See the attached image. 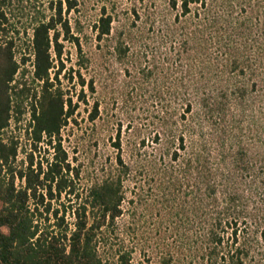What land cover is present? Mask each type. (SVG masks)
<instances>
[{"label":"trees","instance_id":"trees-1","mask_svg":"<svg viewBox=\"0 0 264 264\" xmlns=\"http://www.w3.org/2000/svg\"><path fill=\"white\" fill-rule=\"evenodd\" d=\"M77 5L51 0L42 17L0 0V264H264V134L242 135L247 113L264 116V0H167L171 22L152 9L138 23L133 9L121 30L102 7L98 48L130 64L132 107L144 99L149 120L144 133L128 121L126 153L118 126L113 164L84 191L61 137L78 107L61 84L62 40L79 68L89 60L67 16ZM79 68L62 76L87 103L94 80ZM26 113L18 158L10 125ZM98 114L96 101L89 120ZM151 221L156 242L141 231Z\"/></svg>","mask_w":264,"mask_h":264},{"label":"rangeland","instance_id":"rangeland-1","mask_svg":"<svg viewBox=\"0 0 264 264\" xmlns=\"http://www.w3.org/2000/svg\"><path fill=\"white\" fill-rule=\"evenodd\" d=\"M50 1L24 0V5L25 7L29 4L32 6L34 3L39 11L38 15L48 17L51 12L48 9ZM103 6L106 12L113 16V27L119 30L127 29L131 22L135 20L133 9H136L140 15L139 20H137L138 23L146 21L152 9H156V16L159 15L160 22L163 20L168 23L171 22L175 12V10L168 8L167 0H78L77 10H73L67 15L73 32L76 31V21L79 22L81 27L79 40L82 54L89 60L87 65L79 68L78 61L80 58L77 47L62 40V56L66 66L64 72L68 73L71 67L73 69L79 68L87 80L91 78L94 80L96 89L94 93H90L86 88L84 93L87 103L79 101L78 94L81 86L78 84L77 78L74 77L72 81H67L62 76L64 72L60 75L63 88L69 91L73 102L78 103L73 117L75 120L71 119L62 128L61 137L62 145L68 151L72 165L79 168L77 186L80 191H84L91 181L99 177L102 173L100 171L101 165H103L105 171L113 164L116 154L113 141L118 126L121 127L123 152L126 153L132 142L130 129L127 128L128 121L133 117L135 123L136 121L140 123L141 133H144L146 131L145 123L149 120V110H146L145 103H143L144 99H140L135 110L132 107L133 102L128 94L134 77L126 73V68L130 67V64L128 62L121 64L114 60L106 46L103 45V47L98 48L93 24L98 20ZM20 19H22L20 21H25L23 16ZM17 25L21 27L23 24L18 22ZM28 68L32 69L31 66H28ZM129 71V73H132L131 67ZM96 101L99 102V114L94 121H90L89 113ZM246 115L244 120L247 121V124L252 121L256 126L254 124L252 126L246 125L242 135L244 140L253 145V142L259 141V135L264 134V116L259 112L247 113ZM28 120L29 115L26 113L16 126L13 121L10 125L12 133L17 135L20 142L18 158L23 157V149L29 147V140L23 136ZM41 155H47L44 148H41ZM154 222L141 224V231L144 233V237L149 239V242H156V239H158L156 237L158 233L155 231L158 223ZM165 226L161 225V231H164ZM153 261L151 259L145 260L144 264H153Z\"/></svg>","mask_w":264,"mask_h":264}]
</instances>
